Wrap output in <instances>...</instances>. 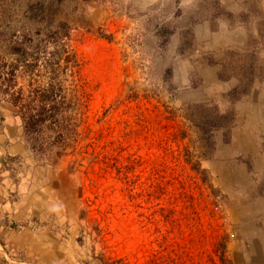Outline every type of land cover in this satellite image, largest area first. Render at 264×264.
I'll list each match as a JSON object with an SVG mask.
<instances>
[{
  "label": "rangeland",
  "instance_id": "rangeland-1",
  "mask_svg": "<svg viewBox=\"0 0 264 264\" xmlns=\"http://www.w3.org/2000/svg\"><path fill=\"white\" fill-rule=\"evenodd\" d=\"M49 2L85 118L58 156L0 95V264H264V0Z\"/></svg>",
  "mask_w": 264,
  "mask_h": 264
},
{
  "label": "trees",
  "instance_id": "trees-1",
  "mask_svg": "<svg viewBox=\"0 0 264 264\" xmlns=\"http://www.w3.org/2000/svg\"><path fill=\"white\" fill-rule=\"evenodd\" d=\"M51 8L49 0H0V95L16 109L27 138L37 135L42 150L51 132L63 156L77 143L87 93L65 41L70 28L56 24Z\"/></svg>",
  "mask_w": 264,
  "mask_h": 264
}]
</instances>
